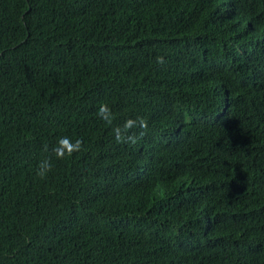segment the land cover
<instances>
[{
    "label": "trees",
    "instance_id": "16d2710c",
    "mask_svg": "<svg viewBox=\"0 0 264 264\" xmlns=\"http://www.w3.org/2000/svg\"><path fill=\"white\" fill-rule=\"evenodd\" d=\"M0 264H264V0H0Z\"/></svg>",
    "mask_w": 264,
    "mask_h": 264
},
{
    "label": "clouds",
    "instance_id": "9594fccd",
    "mask_svg": "<svg viewBox=\"0 0 264 264\" xmlns=\"http://www.w3.org/2000/svg\"><path fill=\"white\" fill-rule=\"evenodd\" d=\"M158 63H163V58H157ZM98 116L103 120H110L111 119V111L108 105L101 104L97 110ZM139 126V128L143 129L147 127V121L141 118L137 119H127L123 124V129L117 126L113 129L115 134V139L120 140L125 138L129 141H134L135 137L132 135H125L127 130L132 129L134 126ZM81 140L80 138L73 139L68 135H63L58 138L56 145L53 147V152L57 157H62L66 152H71L80 147ZM51 168L50 162L45 159L39 162L36 174L40 177H43L47 174L49 169Z\"/></svg>",
    "mask_w": 264,
    "mask_h": 264
}]
</instances>
